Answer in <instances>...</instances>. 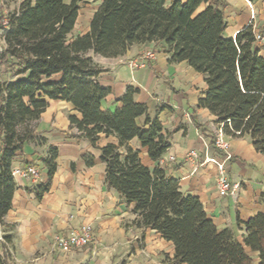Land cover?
Returning a JSON list of instances; mask_svg holds the SVG:
<instances>
[{
	"label": "trees",
	"instance_id": "16d2710c",
	"mask_svg": "<svg viewBox=\"0 0 264 264\" xmlns=\"http://www.w3.org/2000/svg\"><path fill=\"white\" fill-rule=\"evenodd\" d=\"M226 7L225 0H101L84 34L76 33L79 0H23L9 12L0 25V231L17 187L14 160L26 143L47 142L34 122L51 100H63L81 114L68 115L77 129L72 138L94 147L101 135L117 138L98 147L106 184L134 204L133 225L155 230L174 244L170 264H264V212L238 218L245 227L240 241L231 228H219L199 197L185 194L164 165L145 164L142 150L131 141L137 138L159 162L171 146V134L137 101L140 89L133 85L114 109H105L111 89L101 84L107 70L95 59L122 57L136 44L161 45L170 62L187 61L205 75L207 88L198 106L215 116L226 135L249 136L264 155V56L251 25L235 36L225 34ZM48 151L47 181L37 185L38 197L50 190L58 168V147ZM86 161L92 164L93 156L86 155ZM3 238L0 264H9L12 235Z\"/></svg>",
	"mask_w": 264,
	"mask_h": 264
},
{
	"label": "crops",
	"instance_id": "0c3cea01",
	"mask_svg": "<svg viewBox=\"0 0 264 264\" xmlns=\"http://www.w3.org/2000/svg\"><path fill=\"white\" fill-rule=\"evenodd\" d=\"M23 0H0L5 16L18 9ZM72 0H66L71 2ZM170 1V0H168ZM185 1V0H184ZM227 27L225 34L235 36L252 26L255 32L264 33V0H225ZM101 0H79L80 10L76 33L89 31L94 13ZM205 7L203 4L199 10ZM0 48L2 41L0 39ZM264 56V45L256 43ZM155 50L156 56L142 66L138 60L146 51ZM95 59L107 70L100 82L111 89L104 101L105 109H114L115 101L122 97L129 85L140 89L136 99L148 106L152 118L158 117L171 134V146L159 162L148 156L137 138L131 141L134 148L142 150L145 164L154 167L164 165L170 177L179 181L181 190L198 196L208 216L219 228L229 227L240 241L245 234L244 224L238 218L248 220L264 212V155L256 151L249 136L230 137L232 159L227 174L241 188L236 196H222L218 190L219 169L216 163H205L206 157L222 159L224 152L212 142L215 136V116L199 107V100L207 88L205 75L196 71L187 61L170 62V55L161 45L150 42L136 44L119 58ZM69 114L81 117L70 102L51 100L34 128L47 139L45 144L26 143L14 160V168L34 165L40 179L15 177L17 184L11 210L5 216L2 231L12 235L8 245L9 264H170L175 246L152 229L132 224L135 218L134 204H127L122 196L106 184V164L98 147L116 143L114 136L101 135L94 147L90 141L77 140L71 135L77 129L71 126ZM59 150L57 171L50 190L38 197L36 187L47 181L48 169L44 159L49 146ZM195 150L198 157H189ZM86 155L94 162L88 164ZM173 156L174 160H170ZM85 223L93 226L94 241L71 252L54 247L58 234L79 228ZM257 256L256 252L252 253ZM258 261V258H255Z\"/></svg>",
	"mask_w": 264,
	"mask_h": 264
},
{
	"label": "built area",
	"instance_id": "2783aa9c",
	"mask_svg": "<svg viewBox=\"0 0 264 264\" xmlns=\"http://www.w3.org/2000/svg\"><path fill=\"white\" fill-rule=\"evenodd\" d=\"M257 42H260L264 45V33L256 32L255 33ZM156 56L155 50L146 51L138 60L130 61V66H135L140 61L142 66L146 65V61L153 59ZM226 134L222 126H218L215 129V141L214 145L224 152L222 159H217L215 157H206L205 163L213 162L217 164L219 169L218 177V190L222 196H236L241 184L239 182L230 181L227 174V165L228 162L232 159V153L230 152V144L226 140ZM189 157H198V154L195 150H191L188 153ZM170 160H174V157L171 156ZM14 177H23L26 179H32L35 182H38L40 179V173L34 165H28L25 167H17L13 169ZM3 231H0V243L4 241ZM94 230L93 226L89 223H85L79 228H73L66 233L58 234L54 238V247L63 252H71L74 249L82 248L89 245L94 241ZM163 264V263H158Z\"/></svg>",
	"mask_w": 264,
	"mask_h": 264
},
{
	"label": "rangeland",
	"instance_id": "374dc122",
	"mask_svg": "<svg viewBox=\"0 0 264 264\" xmlns=\"http://www.w3.org/2000/svg\"><path fill=\"white\" fill-rule=\"evenodd\" d=\"M5 8L0 7V25H2L3 21L5 20ZM1 43V42H0Z\"/></svg>",
	"mask_w": 264,
	"mask_h": 264
}]
</instances>
